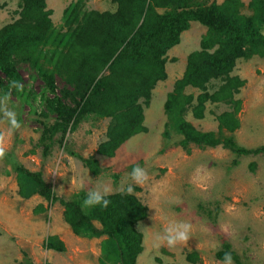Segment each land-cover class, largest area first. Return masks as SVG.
<instances>
[{
  "label": "rangeland",
  "instance_id": "rangeland-1",
  "mask_svg": "<svg viewBox=\"0 0 264 264\" xmlns=\"http://www.w3.org/2000/svg\"><path fill=\"white\" fill-rule=\"evenodd\" d=\"M1 1L5 6L0 9V28L19 17L21 3ZM73 1L46 0L57 29L63 27L64 10ZM201 1L222 4L225 0ZM240 1L244 3L242 13L251 15V0ZM86 7L114 11L117 5L114 0H88ZM207 30L199 21H190L180 42L167 51L168 76L158 82L151 103L145 106L146 131L124 142L113 156L98 153L107 139L110 119L94 115L68 133L63 146L58 142L60 134L48 140L50 149L45 152L41 142L43 123L55 121L47 108L49 93L28 64L20 65L25 98L10 91L7 100L6 93H0V132L7 133L10 128L6 110H14L21 125L7 137L6 157L0 161V264H101L106 256L107 236L75 234L64 219L59 201H48L40 194H20L15 162L41 172L55 195L66 199L105 185L110 187V194L126 192L122 189L131 184L132 193L149 208L148 217L137 224L144 235V249L136 264H224L216 257L224 242H229L247 264H264V152L236 154L222 145L200 148L195 144L188 150L180 144V133L165 135L168 94L184 75L189 54L201 48ZM232 74L245 80L236 95L242 100L240 127L234 132L225 130V134L242 147L264 146V57L238 59ZM56 82L63 96L64 81L57 76ZM186 91L199 93L192 87ZM226 110L229 106L224 103L207 102L204 118H195L191 111L186 118L199 130L218 132L217 115ZM91 156L99 162V174L84 162ZM137 165L148 174L142 185L133 183L129 176ZM171 221L192 225L186 244L169 247L155 239ZM95 224L101 228L98 221ZM60 235L66 239L63 241ZM50 236L61 239L66 250L46 248ZM193 251L198 254L196 263L187 260V254Z\"/></svg>",
  "mask_w": 264,
  "mask_h": 264
},
{
  "label": "trees",
  "instance_id": "trees-1",
  "mask_svg": "<svg viewBox=\"0 0 264 264\" xmlns=\"http://www.w3.org/2000/svg\"><path fill=\"white\" fill-rule=\"evenodd\" d=\"M88 0L71 2L64 10L61 29L54 26L46 0H21L19 17L0 28V93H17L25 98V89L10 87L11 81L22 85L20 65L28 64L45 85L47 108L55 115L52 124L43 123L41 142L50 149L48 140L60 134L63 146L68 133L86 117L109 118L107 139L98 153L113 156L132 136L146 131L145 106L151 103L153 90L167 79L166 53L178 44L190 21L207 27L201 48L187 58L184 75L175 81L168 94L165 111L168 116L165 135L172 131L183 136L181 146L200 148L222 145L236 154L264 152V146L249 149L240 146L225 130L240 127L242 100L236 95L245 80L234 75L240 58L264 57V0H251L252 14L242 13L244 3L225 0L222 4L201 0H114V11L86 7ZM5 3L0 0V9ZM57 76L64 81L59 94ZM188 87L198 94L187 93ZM212 89V90H211ZM207 102L229 106L217 115L218 132L196 128L186 116L205 117ZM94 174L101 172L98 160L84 159ZM20 194H40L64 207V219L80 236H107L101 264H136L144 249V235L137 224L148 217V206L134 193L119 192L105 198L107 208L81 207L88 193L71 199L55 195L41 172L30 171L15 162ZM95 221L101 224L97 227ZM46 248L65 251L64 242L50 236ZM230 253L232 262L247 264L224 242L216 257L224 261ZM197 251L187 254L196 263ZM174 264V263H169Z\"/></svg>",
  "mask_w": 264,
  "mask_h": 264
},
{
  "label": "clouds",
  "instance_id": "clouds-1",
  "mask_svg": "<svg viewBox=\"0 0 264 264\" xmlns=\"http://www.w3.org/2000/svg\"><path fill=\"white\" fill-rule=\"evenodd\" d=\"M10 87H15L18 90L23 88V85L18 84L16 81L10 82ZM7 100L10 99V94L6 93L4 96ZM16 112L14 110L5 111V117L10 124V128L7 133L0 132V161H3L7 153V137L11 135L14 130H18L21 125L16 118ZM130 179L135 184H144L148 180V174L145 169L141 168L139 165L132 169L129 174ZM83 184V181H81ZM127 194H132L133 188L129 184L126 189ZM111 193V189L108 186H102L98 188H93L88 191L87 197L84 199L81 207L89 208L95 207L97 205L107 208L110 201L105 197ZM192 230V225L186 221H171L168 226L164 229L163 233H157L155 239L159 244H166L169 247H174L179 244H186L190 239V232ZM224 264H232V257L230 253L224 254Z\"/></svg>",
  "mask_w": 264,
  "mask_h": 264
},
{
  "label": "crops",
  "instance_id": "crops-1",
  "mask_svg": "<svg viewBox=\"0 0 264 264\" xmlns=\"http://www.w3.org/2000/svg\"><path fill=\"white\" fill-rule=\"evenodd\" d=\"M60 237L63 239V241L66 239L65 237H62V235H60ZM97 253V252H96ZM79 257V256H78Z\"/></svg>",
  "mask_w": 264,
  "mask_h": 264
}]
</instances>
